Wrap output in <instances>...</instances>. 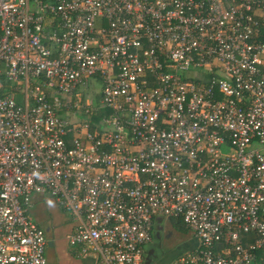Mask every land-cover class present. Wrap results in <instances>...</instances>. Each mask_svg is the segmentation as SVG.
<instances>
[{
	"label": "built area",
	"instance_id": "obj_1",
	"mask_svg": "<svg viewBox=\"0 0 264 264\" xmlns=\"http://www.w3.org/2000/svg\"><path fill=\"white\" fill-rule=\"evenodd\" d=\"M41 196L98 264L158 221L264 264V0H0V264H47Z\"/></svg>",
	"mask_w": 264,
	"mask_h": 264
},
{
	"label": "crops",
	"instance_id": "obj_2",
	"mask_svg": "<svg viewBox=\"0 0 264 264\" xmlns=\"http://www.w3.org/2000/svg\"><path fill=\"white\" fill-rule=\"evenodd\" d=\"M38 209H40L39 216H35L34 210ZM30 213L32 218L46 234L47 247L45 250V258L47 264H98V260L94 255H80L79 248L73 247L69 244L68 236L72 232L73 225L70 218L60 210L50 197L41 196L36 198ZM169 227L170 225H167L166 222H157L154 227L152 241L144 249L143 260H147V258L150 257L152 245L158 240L156 234L168 235L169 237L172 233L171 230H169ZM181 246L183 251H181L180 254L170 262V264H174L180 255L193 249L194 244L192 239H187L181 242ZM172 251L174 250H171V252ZM153 262L154 261L151 260L149 264H156Z\"/></svg>",
	"mask_w": 264,
	"mask_h": 264
},
{
	"label": "rangeland",
	"instance_id": "obj_3",
	"mask_svg": "<svg viewBox=\"0 0 264 264\" xmlns=\"http://www.w3.org/2000/svg\"><path fill=\"white\" fill-rule=\"evenodd\" d=\"M89 99L86 102L87 104H90ZM89 117H90L89 115H86L83 118L88 119ZM34 213H35V216H39L40 209L34 210ZM173 223H176V222L175 221L166 222L167 225H170L169 230H171V232H172L169 235V237H168V235H162V234L157 235L156 234V237H158V240L155 242L154 245H152L151 253L156 248H158V251H161L162 254L164 255L165 259H167L169 257V255L171 254V250H176L179 246H181L182 241H185L187 239L190 240L192 238V234L190 232L186 231L183 226L180 228V230L179 229H173ZM143 261L145 262V260H143ZM146 262H147V260H146ZM174 264H176V263H174Z\"/></svg>",
	"mask_w": 264,
	"mask_h": 264
},
{
	"label": "flooded vegetation",
	"instance_id": "obj_4",
	"mask_svg": "<svg viewBox=\"0 0 264 264\" xmlns=\"http://www.w3.org/2000/svg\"><path fill=\"white\" fill-rule=\"evenodd\" d=\"M195 243V241H193V244ZM183 251L182 246L177 248L176 250L172 251L171 254L169 255V257L167 259H165L164 255L162 254L161 251H158V248H156L150 255V257L147 258V262H151L154 261L153 263L156 264H170V262L177 257L180 252ZM146 260V259H145ZM146 262V264H147ZM145 264V262H144Z\"/></svg>",
	"mask_w": 264,
	"mask_h": 264
},
{
	"label": "trees",
	"instance_id": "obj_5",
	"mask_svg": "<svg viewBox=\"0 0 264 264\" xmlns=\"http://www.w3.org/2000/svg\"><path fill=\"white\" fill-rule=\"evenodd\" d=\"M93 119H95V118H93ZM184 227V225L182 224V223H179V222H176V223H173V227H174V229H179L180 230V228L181 227ZM185 229V228H184ZM186 230V229H185Z\"/></svg>",
	"mask_w": 264,
	"mask_h": 264
}]
</instances>
